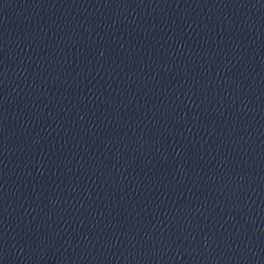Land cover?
<instances>
[{
	"label": "water",
	"instance_id": "water-1",
	"mask_svg": "<svg viewBox=\"0 0 264 264\" xmlns=\"http://www.w3.org/2000/svg\"><path fill=\"white\" fill-rule=\"evenodd\" d=\"M0 264H264V0H0Z\"/></svg>",
	"mask_w": 264,
	"mask_h": 264
}]
</instances>
